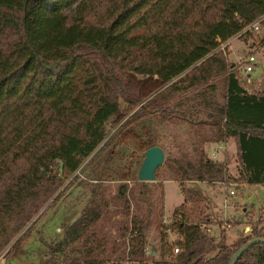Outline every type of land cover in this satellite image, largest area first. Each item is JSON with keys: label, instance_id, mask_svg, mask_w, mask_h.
I'll use <instances>...</instances> for the list:
<instances>
[{"label": "trees", "instance_id": "16d2710c", "mask_svg": "<svg viewBox=\"0 0 264 264\" xmlns=\"http://www.w3.org/2000/svg\"><path fill=\"white\" fill-rule=\"evenodd\" d=\"M262 16L264 0H0V252L104 141L107 121L127 101L126 71L161 78L157 110L192 129L190 151L180 149L164 165L183 200L169 224L159 223L158 246L147 255L150 212L133 213V187L119 183L110 249L100 224L60 264H105L114 254L137 264L151 256L154 264H229L241 245L264 236L262 218L249 215L248 234L227 243L221 232L213 245L199 224L208 220L205 196L183 183L221 181L224 163L205 143L229 137L239 164L233 180L264 182V90L247 91L219 48ZM148 182L136 180L139 193ZM167 228L178 235L176 254ZM211 246L217 251L205 257ZM233 264H264V242L249 245Z\"/></svg>", "mask_w": 264, "mask_h": 264}, {"label": "rangeland", "instance_id": "374dc122", "mask_svg": "<svg viewBox=\"0 0 264 264\" xmlns=\"http://www.w3.org/2000/svg\"><path fill=\"white\" fill-rule=\"evenodd\" d=\"M219 48L236 73L239 83L247 91L264 90L263 23L257 29L250 27L249 33L232 36ZM249 54H253L255 60L251 62L253 69L247 72L244 63ZM123 82V95L127 101L121 99L117 115L107 121L104 141L65 179L57 198L51 203L47 201L32 220L10 240L0 252V264H60L61 256L70 251H80L86 231L100 224L109 250L115 237V227L111 220L119 216V206L113 204L111 197L121 182L133 187L134 198L129 196L130 210L140 217L150 212L152 222L147 229L145 245H149L145 253L149 255L153 247L158 246L159 223L164 215L172 217L173 207L183 199L179 182L171 178V171L166 170L164 165L169 158L178 156L180 149L190 151L189 132L192 129L176 116H163L157 110V92L165 85L161 78L126 71ZM129 99H137L138 102H131ZM147 139H152L154 144L163 148L164 161L156 169L155 179L146 180L150 181L148 190L141 194V187L136 184V174L144 157V143ZM230 144L226 143L224 148H220V141L205 143L209 154L215 152L212 150L214 148L217 151V158L214 159H220L224 163L225 176L221 181L183 182L184 185L195 184L201 188L200 192L204 196V192L208 195L212 214L216 219L209 226V236L218 240L222 232L227 243L238 235L249 233L250 216L253 220L262 218L264 228V182L247 184L245 187L235 185L238 181H234L233 177L238 175L239 164L236 152L229 148ZM229 188L235 189L232 196L235 204L226 208L223 202ZM204 204L206 205L205 202L202 203ZM196 214H190L192 221L198 220ZM128 236L129 234L126 235V240ZM167 236L170 239V235ZM177 236L175 233V239ZM167 257L170 258V255ZM153 261L151 256L147 264H154ZM111 262L137 264L127 257L117 260L115 254L104 261L105 264Z\"/></svg>", "mask_w": 264, "mask_h": 264}, {"label": "water", "instance_id": "95a60500", "mask_svg": "<svg viewBox=\"0 0 264 264\" xmlns=\"http://www.w3.org/2000/svg\"><path fill=\"white\" fill-rule=\"evenodd\" d=\"M164 161V150L161 146L153 144L144 150V157L137 168L138 180H154L156 177V169ZM255 242H264V236H254L246 243L241 245L232 255L229 264H233L237 257L251 244Z\"/></svg>", "mask_w": 264, "mask_h": 264}, {"label": "crops", "instance_id": "0c3cea01", "mask_svg": "<svg viewBox=\"0 0 264 264\" xmlns=\"http://www.w3.org/2000/svg\"><path fill=\"white\" fill-rule=\"evenodd\" d=\"M247 72H249V71H247ZM229 140V141H228ZM229 142L231 143L230 145H229V148H232L235 152H236V145H235V142L233 141V139L231 138V137H229V138H227V139H225V140H223V141H220V143L222 144V146H220V148L221 147H225V144L227 143V144H229ZM213 151H215V152H213V153H215V157L214 158H217V151L213 148L212 149ZM210 153V152H209ZM224 153H226V151L224 152ZM210 156H211V154H210ZM212 157V156H211ZM213 158V157H212ZM213 158V159H214ZM220 160V159H219ZM178 181V180H177ZM231 183V182H230ZM235 185H237V186H241V187H245L247 184L246 183H239V182H237V183H235ZM180 186V185H179ZM201 188H199V190H200ZM234 189V188H233ZM235 190V189H234ZM182 193V192H181ZM204 194H205V197H206V201H205V203H206V208H205V212H206V214H207V216H208V220H206V221H199V224H200V226L206 231V233L209 235V231H210V227L209 226H211L212 225V223H213V221H216V219L214 218V216H213V214H212V210H211V204H210V199H209V197H208V195L204 192ZM208 197V198H207ZM183 200V199H182ZM182 202V201H181ZM180 202V203H181ZM179 203V204H180ZM178 205V204H177ZM176 206H174L173 208H175ZM226 208H228V207H226ZM244 209H245V207H244ZM226 217V216H225ZM163 218H165L167 221H169V223L172 221V217H170V218H168V216H166V215H164V217ZM245 219H247V215H245ZM162 222H163V219H162ZM164 223V222H163ZM165 224V223H164ZM220 225V224H219ZM221 225H222V223H221ZM230 225V224H229ZM228 225V226H229ZM168 229V228H167ZM171 229V228H170ZM171 239V238H170ZM211 240H212V243H213V245L218 241V240H215V238L211 235ZM147 242V241H146ZM148 245H149V243H148ZM153 251H154V247H153ZM217 251V249L215 248V246H211V248H210V250L205 254V257H208V256H211V255H213L215 252Z\"/></svg>", "mask_w": 264, "mask_h": 264}, {"label": "built area", "instance_id": "2783aa9c", "mask_svg": "<svg viewBox=\"0 0 264 264\" xmlns=\"http://www.w3.org/2000/svg\"><path fill=\"white\" fill-rule=\"evenodd\" d=\"M264 16L258 18L257 20H255L253 23H251L250 25L247 26L248 29H250V27H253L254 29L258 28L259 24H262V19ZM223 42L220 44V46H222ZM255 60V57L253 54H249L247 57V62L244 63V69L245 71H251L253 69V65L251 62H253ZM222 146V144H221ZM213 158L215 157V153H212L211 155ZM235 194V190L233 188H229L227 194L225 195V199H224V206L225 207H232L235 203L233 202L232 196ZM163 222L167 225L169 224V221H167L165 218L163 219ZM167 234L170 235L171 241L174 243L172 246V253L176 254L179 251V246L174 242L175 241V232L174 230L168 228L166 230ZM144 249H148V245H145Z\"/></svg>", "mask_w": 264, "mask_h": 264}]
</instances>
